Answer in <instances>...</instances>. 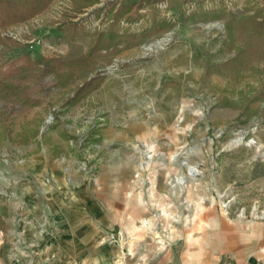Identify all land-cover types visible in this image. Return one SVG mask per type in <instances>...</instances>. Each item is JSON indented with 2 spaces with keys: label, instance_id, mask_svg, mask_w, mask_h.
I'll use <instances>...</instances> for the list:
<instances>
[{
  "label": "rangeland",
  "instance_id": "374dc122",
  "mask_svg": "<svg viewBox=\"0 0 264 264\" xmlns=\"http://www.w3.org/2000/svg\"><path fill=\"white\" fill-rule=\"evenodd\" d=\"M47 1L0 15V264H141L205 205L264 221V41L232 22L264 0ZM102 174L139 214L87 234Z\"/></svg>",
  "mask_w": 264,
  "mask_h": 264
},
{
  "label": "crops",
  "instance_id": "0c3cea01",
  "mask_svg": "<svg viewBox=\"0 0 264 264\" xmlns=\"http://www.w3.org/2000/svg\"><path fill=\"white\" fill-rule=\"evenodd\" d=\"M37 164L31 167L32 173L43 174L51 169L55 186L64 184L59 169ZM100 178L101 184L95 191L81 192L75 203L79 209L70 210V217L67 216L73 222L78 220L87 234H100V227L108 222L121 225L125 212L139 214L137 208L123 206L124 195L104 174ZM193 220L189 236L149 252L141 264H216L224 256H232L237 264H264V221L234 216L216 205L199 207ZM17 263L15 260L8 264Z\"/></svg>",
  "mask_w": 264,
  "mask_h": 264
},
{
  "label": "trees",
  "instance_id": "16d2710c",
  "mask_svg": "<svg viewBox=\"0 0 264 264\" xmlns=\"http://www.w3.org/2000/svg\"><path fill=\"white\" fill-rule=\"evenodd\" d=\"M95 0L84 1L82 4H77L79 10L85 5H89ZM47 0H18L15 3L10 2L9 0H0V15L3 17V21L5 23L15 22L17 20H22L30 16V14L36 12L40 8H43L47 3ZM254 12L252 16L242 17L238 19L232 18V22L236 25L237 29L240 32H250L255 34L257 37L263 39L264 41V8L260 6H254ZM112 12V9L110 10ZM117 17L121 16V14H116ZM71 29H75L76 24L69 25ZM129 34V31H122L121 38L125 35ZM247 54L244 50L239 52V55L234 58V62L236 65L243 64L245 62ZM101 78L96 76L91 79V81L87 82L81 90H86L85 88L90 87L92 83L95 86L99 84ZM257 165V164H256ZM264 174V169L258 171L255 174V177L258 175Z\"/></svg>",
  "mask_w": 264,
  "mask_h": 264
},
{
  "label": "built area",
  "instance_id": "2783aa9c",
  "mask_svg": "<svg viewBox=\"0 0 264 264\" xmlns=\"http://www.w3.org/2000/svg\"><path fill=\"white\" fill-rule=\"evenodd\" d=\"M66 5H68V4H66ZM85 171L88 172V169H85ZM216 264H237V263H235L232 256H224L218 262H216Z\"/></svg>",
  "mask_w": 264,
  "mask_h": 264
},
{
  "label": "bare ground",
  "instance_id": "6f19581e",
  "mask_svg": "<svg viewBox=\"0 0 264 264\" xmlns=\"http://www.w3.org/2000/svg\"><path fill=\"white\" fill-rule=\"evenodd\" d=\"M238 141H240V140L238 139V140H236L235 142H238ZM188 169L190 170V172H192V170H193V167H191V166H188Z\"/></svg>",
  "mask_w": 264,
  "mask_h": 264
}]
</instances>
